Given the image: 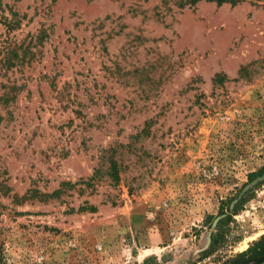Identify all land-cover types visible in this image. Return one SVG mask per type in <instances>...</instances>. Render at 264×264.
Listing matches in <instances>:
<instances>
[{"label": "rangeland", "instance_id": "1", "mask_svg": "<svg viewBox=\"0 0 264 264\" xmlns=\"http://www.w3.org/2000/svg\"><path fill=\"white\" fill-rule=\"evenodd\" d=\"M219 1L0 0V264L264 244V0Z\"/></svg>", "mask_w": 264, "mask_h": 264}, {"label": "trees", "instance_id": "2", "mask_svg": "<svg viewBox=\"0 0 264 264\" xmlns=\"http://www.w3.org/2000/svg\"><path fill=\"white\" fill-rule=\"evenodd\" d=\"M222 0L219 1L218 4H221ZM117 165L114 161H111V164H110V176L112 178H116L117 177ZM262 174V171L260 170L259 172H257L256 174H252V175H249L248 178L249 180H252L253 177H257V176H260ZM58 192L55 191L53 192V195L57 194ZM91 212H93L94 210L91 209L90 210ZM223 212V209H221L220 213ZM222 221L219 223L221 224ZM248 262H253V264H264V244L259 247L258 250H256L247 260H245L244 258H240L238 259L234 264H246Z\"/></svg>", "mask_w": 264, "mask_h": 264}]
</instances>
